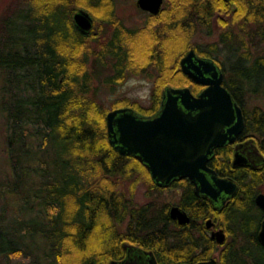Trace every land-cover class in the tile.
<instances>
[{"label":"trees","instance_id":"trees-1","mask_svg":"<svg viewBox=\"0 0 264 264\" xmlns=\"http://www.w3.org/2000/svg\"><path fill=\"white\" fill-rule=\"evenodd\" d=\"M116 3L26 0L4 17L14 30L18 18L27 23L29 35L6 36L8 24L1 26L0 117L7 126L11 171H0V264H13L18 255L28 256L27 264H111L126 255L125 241L153 249L159 264L209 258L218 249L219 264H264L258 236L264 209L255 202L264 190V165H235L233 144L218 146L210 163L235 178L238 188L220 207L196 193L188 177L174 180L169 187L182 189L176 203L191 215L189 222L179 224L170 216V203L136 201V184L144 172L151 173L139 158L115 148L106 120L109 108L118 106L155 115L168 85H188L198 92L202 84L182 70L181 57L192 47L188 40L198 30L210 31L214 13L223 10L240 24L237 34L225 32L221 40L228 54H234L221 63L229 70L223 67L224 83L245 110L241 135L254 136L264 150V52L253 56L241 37L247 33L253 38L247 26L256 23L259 41H264V0H165L160 12L150 13L149 21L135 28L117 16ZM80 7L93 14L95 24L102 20L104 33L110 32L96 38L98 48L89 40L96 25L83 33L74 23L73 11ZM44 21L50 32L41 28ZM194 46L218 60L216 43ZM109 64L108 83L123 80L128 71L155 73L151 102L143 106L117 99L112 107L102 104L91 85L100 67ZM253 96L260 102L248 106ZM151 181L147 195L164 189ZM12 199L18 206L14 214ZM209 216L228 231L225 243L211 236L205 224Z\"/></svg>","mask_w":264,"mask_h":264},{"label":"water","instance_id":"water-1","mask_svg":"<svg viewBox=\"0 0 264 264\" xmlns=\"http://www.w3.org/2000/svg\"><path fill=\"white\" fill-rule=\"evenodd\" d=\"M164 0H137V4L158 13ZM75 25L84 33L95 24L93 14L80 7L73 13ZM181 68L194 81L205 84L195 93L190 86L165 87L157 114L149 116L132 106H118L107 114L110 142L120 152L139 158L159 185H168L176 178L189 177L199 194L210 197L220 206L237 190L232 178L220 175L209 164L218 146L234 142L244 130L246 120L242 105L224 84L225 72L212 56L198 54L193 47L181 58ZM254 140V138H252ZM237 145L233 162L246 163L250 157ZM264 160V155L262 154ZM264 208V191L256 195ZM171 215L180 222L190 220L188 212L172 205ZM209 225L212 220H208ZM219 242L226 239L224 229L213 231ZM264 243V219L259 231ZM128 254L114 258L111 264H159L153 250L125 242ZM147 254V256L145 255ZM214 257L179 264H215Z\"/></svg>","mask_w":264,"mask_h":264},{"label":"rangeland","instance_id":"rangeland-1","mask_svg":"<svg viewBox=\"0 0 264 264\" xmlns=\"http://www.w3.org/2000/svg\"><path fill=\"white\" fill-rule=\"evenodd\" d=\"M116 4H117L116 6L117 16L122 19L123 23L126 26L133 28L142 27L146 23V21H149V17H150L149 15L151 12L140 8V6L137 4V0H117ZM25 5H26V0H0V36L2 35L1 26H4L6 24H8V27H5L7 29L5 31L6 36L29 35L26 32L29 30V29L27 30L28 28L27 23H23L18 18L17 20L19 21V25L14 24L15 26L16 25L18 26L17 29L14 30L9 27L12 26V23H10V21L4 18L14 13V11L19 7H24ZM15 18H17V16ZM238 23L239 22L236 21L234 18H232V15H230L229 13H225L223 10L220 11L218 10V12H215L214 16L212 17L210 31L209 28L198 30L196 34L192 36L191 39L188 40V43L190 44V46L191 45L194 46L196 42V44L200 45V47L201 46L208 47L209 44L216 43L219 46L218 48L219 51L216 53L219 62L220 63L228 62L227 59L232 58L234 54L233 53L228 54L225 45L221 40H223L222 39L223 36L227 35V33L225 32H231L237 34L238 33L237 30H240L239 27L240 24ZM95 25H96L95 26L96 34H94V37H89V40L92 41V44L98 48L96 38L99 37L102 38L104 37V35L108 36L110 32L107 31L106 33H104L105 24L103 26L102 20L101 21L97 20ZM256 25L259 24L248 23L247 29L248 28L254 29ZM261 26L264 27V22L261 23ZM41 28L43 29L44 33L50 32L46 21L43 22ZM236 38L237 37H235V40L234 39L233 40L235 43H238ZM30 40L31 37L29 36L28 44L29 46H32L34 42H31ZM257 41L260 42L259 38L256 36L254 39V43L256 45H253L251 42H249V40L245 42L246 45L248 46L250 45L249 49L253 56L257 55L259 52L260 53L264 52V41H261L259 44L256 43ZM236 47L237 44L235 45L234 49ZM243 49L244 48L242 47L241 50ZM91 61H93V57H91L90 59V66L92 63ZM100 68L101 71L98 72L97 75H94L93 77L91 92H94V94L102 102V104H104L107 107H112L113 103L117 99L136 100L138 103L142 104L143 106H147L151 102V94L155 86V80L153 77L155 73L150 75L144 72L128 71L123 80L117 81L116 83H108L105 81H107L106 77L112 74V66L109 64L107 67H100ZM224 69L228 70L225 67ZM259 102L260 99L258 97L253 96L251 99L247 101L246 104L250 106L254 103H259ZM111 109H113V107L109 108V110ZM6 134H7V126L5 123V119L3 117H0V171L2 173L5 172L10 173L11 171L10 163L8 160L7 149H6ZM135 172L138 173L137 170ZM141 172L142 173L144 172L143 169ZM151 178H152L151 175L147 176L145 172L143 175H141V179L138 181L134 189V196L136 201L140 203H146L148 201L153 200L155 204L158 203L161 205L167 203L173 204L177 202V200L180 198V195L182 194V189L179 188L166 187L158 192L154 191L153 195H147V192L151 191V187H150V184L152 182ZM129 183L130 182L127 181V183H125L123 187L128 188ZM15 200L16 199H12L11 201L12 214L18 212V206ZM29 261L30 258L25 255H18L13 258V264H27L29 263Z\"/></svg>","mask_w":264,"mask_h":264},{"label":"flooded vegetation","instance_id":"flooded-vegetation-1","mask_svg":"<svg viewBox=\"0 0 264 264\" xmlns=\"http://www.w3.org/2000/svg\"><path fill=\"white\" fill-rule=\"evenodd\" d=\"M226 1H229V0H226ZM164 2H165V0H164ZM164 2H163V4H164ZM235 4L236 3H234V6H235ZM163 6V5H162ZM162 9V8H161ZM149 11V10H148ZM151 12V11H150ZM225 12V11H224ZM152 13V12H151ZM225 13H227V12H225ZM153 14H156V13H153ZM230 14V13H229ZM231 15V14H230ZM232 18H234V15H232ZM263 20H264V18H263ZM264 22V21H263ZM251 30H253V38H251V36L249 35V34H247L246 33V39H248L249 40V42H251L252 44H255L254 43V39H255V37L257 36L258 38L260 37V35L257 33V29L256 28H254V29H251ZM195 48L196 49V47L195 46H192L191 48ZM190 49V48H189ZM197 50V49H196ZM197 52H198V54H200V55H203V56H210V55H206V54H203V53H201V52H199L198 50H197ZM183 57V56H182ZM213 57V56H212ZM214 58V57H213ZM216 59V58H215ZM217 60V59H216ZM217 62L221 65V67H222V69H223V66H222V64L217 60ZM223 71H224V69H223ZM225 72V71H224ZM191 77V76H190ZM192 78V77H191ZM193 79V78H192ZM196 82V81H195ZM197 83H199V82H197ZM199 84H202V83H199ZM205 87V84H202V88L198 91V92H195V93H199L203 88ZM239 102V101H238ZM240 103V102H239ZM241 104V103H240ZM242 105V104H241ZM159 111V110H158ZM158 111H157V113H158ZM156 113V114H157ZM245 120H246V114H245ZM244 131V130H243ZM242 131V132H243ZM242 132L238 135V137H237V139L234 141V142H230L231 144H233V147H234V152H233V155H235V151H236V148H237V145L238 144H240V147H239V150H243V152L244 153H246L249 157H250V161L249 162H246V163H237V164H235L234 162V164L235 165H242V164H244V165H250V166H252L253 168H261V166H263L264 165V160L262 159V154H264V152L263 151H261L262 149H260V147H259V145L256 143L257 142V140H256V138L254 137V136H242L241 134H242ZM252 138H254L255 139V141L254 140H252ZM216 149H217V147H216ZM216 149H215V154H216ZM215 156V155H214ZM213 156V157H214ZM209 164L211 165V166H213L211 163H210V161H209ZM217 171H218V173L220 174V175H224V174H221L220 172H219V170L215 167V166H213ZM226 177H229V178H232L233 180H235L236 182H238L235 178H233V177H230V176H228V175H226ZM181 178H185V177H181ZM189 178V177H188ZM177 179H179V178H176V179H174V180H177ZM190 179V178H189ZM174 180L172 181V182H170L168 185H159L158 183V185L159 186H162V187H164V188H166V187H169L173 182H174ZM191 180V179H190ZM191 182L194 184V182L191 180ZM194 188H195V184H194ZM180 189V188H179ZM261 191H264V190H261ZM261 191H259V192H261ZM258 192V193H259ZM257 193V194H258ZM256 194V195H257ZM255 199H256V196H255ZM255 202H256V200H255ZM257 203V202H256ZM179 205L180 207H182L183 209H185L187 212H188V214L190 215V213H189V211L186 209V208H184L183 206H181L180 204H178V203H173V204H170L169 205V213H170V216L174 219V220H176L179 224H185V223H187V222H189L190 220H191V215H190V220L189 221H187V222H180V220L178 219V218H175V217H173L172 215H171V212H170V209H171V206L172 205ZM258 205V204H257ZM222 205H220V207H221ZM259 206V205H258ZM262 208V207H261ZM263 209V208H262ZM263 218H264V216H263ZM209 219H211L212 220V223L209 225ZM205 224H206V226H207V228L209 229V232H210V234H211V236L213 237V238H215V240L219 243V244H223V243H225L226 242V240H227V238H228V231L226 230V228H225V226H223V225H220L219 224V222L213 217V216H209V217H207L206 218V220H205ZM261 226H262V222H261ZM261 228V227H260ZM219 229H224V231H225V233H226V239L223 241V242H219L218 240H217V238L216 237H214L213 235H212V233H213V231H217V230H219ZM258 234H259V232H258ZM259 236V235H258ZM260 239V238H259ZM262 242V241H261ZM134 244H136V243H134ZM264 244V243H263ZM139 246H142L145 250H150L151 248H148V247H145V246H143V245H139ZM151 250H153V249H151ZM153 252H154V254H155V256H156V258H157V260H158V257H157V254H156V252L153 250ZM128 254V251H126V255ZM145 255L147 256V254L145 253ZM125 257V256H124ZM212 257H214L215 259H216V261H215V264H219V257H220V249H218V250H216L215 252H214V254L213 255H211L209 258H202V259H210V258H212ZM202 259H198V260H195V261H188V260H182V261H180V262H178L177 264H179V263H181V262H185V261H188V262H196V261H199V260H202ZM158 262H159V260H158Z\"/></svg>","mask_w":264,"mask_h":264},{"label":"bare ground","instance_id":"bare-ground-1","mask_svg":"<svg viewBox=\"0 0 264 264\" xmlns=\"http://www.w3.org/2000/svg\"><path fill=\"white\" fill-rule=\"evenodd\" d=\"M141 8V7H140ZM143 9V8H142ZM77 9H75L74 11H73V13L76 11ZM95 19V18H94ZM78 28V27H77ZM79 29V28H78ZM80 30V29H79ZM81 31V30H80ZM82 32V31H81ZM84 33V32H83ZM89 33V32H88ZM241 37H245L246 38V36L245 35H242ZM240 37V38H241ZM225 80V79H224ZM225 84V83H224ZM226 85V84H225ZM172 86V85H171ZM188 86V85H187ZM227 86V85H226ZM228 87V86H227ZM229 88V87H228ZM242 107H243V105H242ZM110 111V110H109ZM108 111V112H109ZM243 111H244V114H245V110H244V107H243ZM108 112H107V114H108ZM106 120H107V115H106ZM108 123V122H107ZM107 126H108V124H107ZM245 126H246V124H245ZM245 129V128H244ZM254 141H255V139H254ZM256 142V141H255ZM232 143V142H231ZM257 143V142H256ZM258 144V143H257ZM259 145V144H258ZM260 147V146H259ZM260 149H262L261 147H260ZM261 151H263L264 152V150L262 149ZM264 155V154H263ZM232 159H234V155H233V158ZM242 165H244V164H242ZM223 176H226V175H223ZM237 184H238V182H237ZM238 188V187H237ZM195 191H196V187H195ZM196 193H198L197 191H196ZM231 198V197H230ZM229 198V199H230ZM229 199H227L226 201H225V203L229 200ZM225 203H223V204H225ZM258 204V203H257ZM259 205V204H258ZM261 207V206H260ZM264 209V208H263ZM264 219V218H263ZM263 219H262V222H263ZM261 229V228H260ZM260 229H259V231H260ZM259 235V234H258ZM125 242H129V243H133V242H130V241H125ZM124 242V243H125ZM134 244V243H133Z\"/></svg>","mask_w":264,"mask_h":264}]
</instances>
